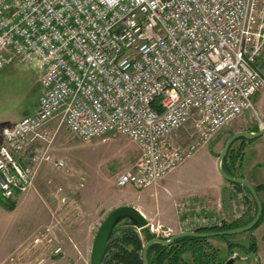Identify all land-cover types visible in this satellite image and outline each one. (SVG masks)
<instances>
[{
	"label": "built area",
	"instance_id": "obj_1",
	"mask_svg": "<svg viewBox=\"0 0 264 264\" xmlns=\"http://www.w3.org/2000/svg\"><path fill=\"white\" fill-rule=\"evenodd\" d=\"M263 51L264 0H0V69L19 59L41 70L37 106L1 131L2 198L35 188L45 163L66 167L49 153L57 120L83 141L130 137L142 153L116 185L157 184L255 110L264 76L253 63ZM189 123L191 141H177ZM35 142L47 145L24 166L19 158ZM180 209L183 230L223 224L191 200ZM57 227H43L3 264H46L64 255ZM148 228L162 238L173 234L152 220Z\"/></svg>",
	"mask_w": 264,
	"mask_h": 264
},
{
	"label": "rangeland",
	"instance_id": "obj_2",
	"mask_svg": "<svg viewBox=\"0 0 264 264\" xmlns=\"http://www.w3.org/2000/svg\"><path fill=\"white\" fill-rule=\"evenodd\" d=\"M262 54L253 63V67L259 72ZM40 74L41 70L35 62L23 63L19 59H15L0 69V143L4 142L2 129L15 120L28 115L30 110L38 104ZM263 92L264 90L259 92L256 97ZM254 108L255 110L246 111L241 117L221 130L210 143L201 147L192 158L187 159L165 180L163 179L157 184L164 182L179 193L206 191L204 192L206 195H211L213 189L219 191V188L222 187L221 183L231 186L232 183L219 173L217 160L227 140L235 132H245L255 128L262 129L264 106L257 105L254 99ZM51 125L53 141L49 153L53 159H66V167L56 169L49 162L43 164L35 177V188L24 194H18L12 199L14 202L19 201L16 209H7L0 203V264H3L15 252L25 249L43 227L49 224L54 226L58 223L59 225V222L60 229L57 227V231H53L57 234L56 244L61 245L64 249V255L60 257L67 254L68 245H72L80 253L79 245L73 244L69 237L74 240L77 239V235L84 232L81 227L82 224L87 223L86 219H82L85 208H87L84 201L85 195L88 196V202L94 212L102 211L105 214L121 203H135L141 206L144 202L143 197L154 200L152 204L156 207L154 198H157L158 195L157 197L152 195L153 199L150 198V195L154 192L157 184L144 189H137L131 185L125 187L116 185L119 173L134 164L142 153L140 146L130 137L121 134L114 135L107 143L99 140L83 141L75 137L58 120L53 121ZM193 132L194 125L189 123L178 130L175 134L176 140L181 143H189ZM239 144L240 141L234 143L231 148H238ZM46 145L47 142H35L22 153L23 157L19 158L18 155L16 157L23 162L24 166H27L29 157ZM245 158L248 161L253 160V156L249 153ZM60 189L62 190L60 191ZM226 192L227 190L224 188L222 192L224 203ZM63 195L70 197L66 205L61 202ZM163 196L164 193L161 191L159 198ZM23 197L28 199L21 201L20 199ZM73 208L80 209L74 217L66 218ZM257 210L254 206L253 214ZM47 214L48 217L45 219ZM214 216L223 220V224L228 222L218 214ZM152 222L156 225H164L158 218ZM87 224H85V228H88ZM93 224L95 223L93 222ZM37 226L39 228L35 229ZM172 230L173 234L179 232L174 228ZM253 234L257 236L259 243L257 258H253L255 257L253 254L244 252L242 248L231 251L227 243L221 239H210L218 252L217 262L222 263L226 258L237 253L239 258L234 264H257L256 259L259 264H264V223L256 228ZM154 236L157 235L154 234ZM46 245L51 246L47 243ZM30 258L32 259L31 256ZM54 261H48L46 264H56Z\"/></svg>",
	"mask_w": 264,
	"mask_h": 264
},
{
	"label": "crops",
	"instance_id": "obj_3",
	"mask_svg": "<svg viewBox=\"0 0 264 264\" xmlns=\"http://www.w3.org/2000/svg\"><path fill=\"white\" fill-rule=\"evenodd\" d=\"M260 73L264 76V51L260 58ZM254 99L257 105L262 107L264 106V92L261 93L258 97L255 96ZM35 107L30 110L29 114L32 113ZM259 130V128H255L247 130L245 132H258ZM244 140L245 143H243ZM239 141L240 144L239 146H237L238 148H233L235 150V154L238 153L239 158L236 163L230 165L229 168L233 173H235V177L248 180L252 185L255 186L257 190L258 186L264 185V135L253 139L239 138L234 143L236 144V142ZM248 153L253 156V160H246L245 156ZM162 183H159L157 185L155 184L156 186L154 192L150 195L151 199H153L152 195L155 197H157L158 195L157 198H154L156 200V207L154 206V204H152L154 200L143 197L142 199L144 200V202L141 204V206L135 203H121L114 206L105 214V212L103 213L102 211L94 212L92 210L90 202H88V196L85 195L84 201L87 208H85V213L83 215L84 218L82 219H86L87 223L89 221L90 222L88 224H82L81 228L84 229V232L77 235L78 241L77 239H72L73 244L77 243L79 245L80 253L79 251L75 250L72 245H68L69 248L67 250V254L63 257L56 258L54 262H56V264H90L93 242L101 223L113 209L123 205L134 206L138 208L148 220H156V218H158L160 222L162 221V223H164V226L172 227L174 229H177L179 232L186 231L183 230L181 225L183 216L180 209V204L186 200H191L195 205L198 204L203 208L205 207L209 214H218L228 222L239 219L242 216L247 219L253 214L254 204L251 201L250 196L237 183L231 182V186H225L223 183H221L220 185H222V187L219 188V191H215L214 189L212 191L209 190L211 191V195H206L204 193L206 191H185L179 193L174 189H171V187H168L166 183ZM224 188H226L227 190L225 203L224 195L222 193ZM161 191L164 193V196L159 198ZM257 192L264 206V189H261L259 191L257 190ZM26 199L28 198L23 197V199L20 200L24 201ZM18 204L19 201L16 202V206L14 209L17 208ZM45 217V219H47L48 214L45 215ZM93 222L95 224H93ZM85 224L89 225L88 228H85ZM37 228H39V226H37L35 229Z\"/></svg>",
	"mask_w": 264,
	"mask_h": 264
},
{
	"label": "trees",
	"instance_id": "obj_4",
	"mask_svg": "<svg viewBox=\"0 0 264 264\" xmlns=\"http://www.w3.org/2000/svg\"><path fill=\"white\" fill-rule=\"evenodd\" d=\"M243 143H245V140ZM234 154L235 150L232 147L223 159L224 170L232 176L236 175L230 170L229 166L235 164L239 158L238 153ZM238 185L248 193L255 206V210H257V203L250 191L245 186ZM261 189H264V185L258 186L257 190ZM0 203L10 210L16 206V202L5 200L1 196ZM256 213L257 211L247 219L242 216L234 221L224 223L221 227L202 228L199 231H225L239 228L249 224L255 218ZM263 223L264 211L256 226L244 233L216 238L182 237L171 245L155 243L148 250V260L150 264H224L228 258L222 263L217 262L218 252L213 247L210 239H221L227 243L231 251L236 248H242L244 252L253 254L255 256L253 258H257L259 243L253 231ZM154 237V234H151L149 231H139L130 221L119 223L107 243L102 264H144L142 255L144 245Z\"/></svg>",
	"mask_w": 264,
	"mask_h": 264
},
{
	"label": "water",
	"instance_id": "obj_5",
	"mask_svg": "<svg viewBox=\"0 0 264 264\" xmlns=\"http://www.w3.org/2000/svg\"><path fill=\"white\" fill-rule=\"evenodd\" d=\"M263 135H264V127L260 129L258 132H238V133L233 134L227 140L225 147L223 151L221 152V154L219 155L218 160H217L218 171L223 178L233 183H237V184H241L245 186L252 194L253 198L255 199L257 203V207H258L255 218L249 224L239 227V228L231 229V230L210 231V232L182 231V232H179L173 235L169 239H162L159 237L152 238L144 245V248H143L142 255H143L144 264H150L147 253H148L149 248L155 243H160L163 245H171L177 239L182 238V237L216 238L219 236L235 235V234L250 231L256 226V224L260 221L263 215V211H264L263 202L260 199L255 186L252 185L248 180L244 178L232 176L224 170L223 159L229 152L232 144L237 139L239 138L253 139V138H258ZM123 221H130L132 225L138 230L149 231V228H148L149 221L146 218V216L138 208L131 206V205H123V206H119L113 209L107 215V217L103 220V222L101 223L96 233L93 246H92V251H91L90 264H102L107 243L109 242L115 227ZM238 258H239V255L235 253L232 256H230L224 264H234ZM256 262L257 264H259V261L257 259H256Z\"/></svg>",
	"mask_w": 264,
	"mask_h": 264
}]
</instances>
